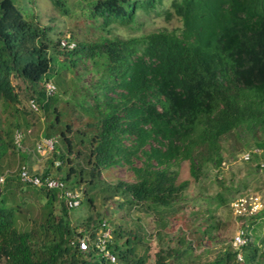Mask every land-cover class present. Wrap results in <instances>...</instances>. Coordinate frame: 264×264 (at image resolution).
Returning <instances> with one entry per match:
<instances>
[{
  "label": "trees",
  "instance_id": "1",
  "mask_svg": "<svg viewBox=\"0 0 264 264\" xmlns=\"http://www.w3.org/2000/svg\"><path fill=\"white\" fill-rule=\"evenodd\" d=\"M51 2L66 12L61 0ZM84 7L95 22L100 19L106 33L89 41L67 38L75 46L66 48L60 45L64 37H49L51 28L41 25L31 8L17 0H0V101L4 109H13L10 127L4 134L0 129L4 264L104 262L93 249L80 251L70 244L75 234H95L102 219L95 224L88 217L72 225L56 190L23 185L18 167L6 170L5 156L15 158L18 165L30 154L15 148L14 131L22 129L21 122L29 125V110L36 112L28 103L27 110L17 106L19 95L12 79L25 84L27 102L34 99L47 117L39 137L56 140L52 155L60 161L56 165L60 172L52 175L46 168L35 173L62 179L73 188H80L83 181L93 187L103 181V170L125 166L133 180L117 181L111 186L114 193L160 217L164 209L187 202L189 181L178 182L175 169L181 160L189 161L191 176L198 178L208 161L220 165V141L241 121L249 131L264 129V0H169L167 7L164 0H91ZM161 14L176 16L181 25L135 34L146 18ZM111 24L135 32L120 36ZM63 70L72 73L73 90L67 100L62 98L67 87L46 96L44 83L64 84ZM84 75L88 80L80 82ZM255 146L264 147V139ZM255 158L259 157L253 155L251 160ZM22 187L44 201L39 218L21 229L17 218ZM212 199L217 206L228 201L220 192ZM87 200L92 202V196ZM263 215L264 209L235 218L238 226L246 222L255 231ZM114 236L108 247L118 259L144 263L143 257H132L134 241L140 239L136 234L129 230L124 247L117 241L120 233ZM190 246L160 249L152 264H195L189 258ZM237 253L226 245L201 264H264V232L241 247L240 259ZM180 254L186 260H178Z\"/></svg>",
  "mask_w": 264,
  "mask_h": 264
},
{
  "label": "rangeland",
  "instance_id": "2",
  "mask_svg": "<svg viewBox=\"0 0 264 264\" xmlns=\"http://www.w3.org/2000/svg\"><path fill=\"white\" fill-rule=\"evenodd\" d=\"M61 1L66 9L65 13H61L51 0H17V3H24L31 8L32 13L37 16L38 22L51 28L48 35L53 40L58 37H68L77 42L79 40L89 41L97 38L101 33H106L100 28V19L95 22L89 17L88 10L84 7L91 0ZM167 6H169V0H164V7ZM180 25L181 23L176 16L166 18L164 14H161L146 18L144 24L136 32L119 24L109 26L115 27L116 34L127 36L131 32L138 35L162 28L171 30ZM61 74L65 78V83L57 85L56 92L67 87V96H62L63 100H67L69 93L73 90L72 87L70 88L72 73L63 70ZM88 77V75L82 76L80 82L87 81ZM12 82L19 95L17 106L27 110L25 84L18 79H12ZM11 112L13 109H9V107L4 109L0 101V129H3V134L5 128H9V124L13 121ZM29 112L26 116V121L29 123L27 127H24V123L21 122L23 119L20 115L18 119L22 123V130L26 132L22 141L23 145L31 150L35 143L42 138L39 135L47 117L42 111L31 112L29 110ZM242 122L231 135L221 139L219 152L222 161L218 167L208 161L203 166L198 178H193L189 171L188 160H181L176 165L177 181H189L185 190L187 197L184 199L187 202L180 203L171 210L164 209L161 217L152 211H145L139 206L125 203V197L123 195L122 197L119 192L114 193L115 191L111 186L119 180L132 181L133 176L125 166H117L103 170L101 175L103 181L93 187H88L85 184L86 181L81 182L80 188H77L82 192L81 203L68 212L71 224H80L88 217L95 224L98 220H106L113 238H117L114 236V232L120 233L117 241L122 247L125 246L126 235L131 230L137 238H140L134 241L136 243L135 254L132 257H143V264H152L160 249L166 250L175 246L183 247L188 243L191 244L189 258L195 264H201L205 260L212 259L220 249L232 244V237L238 227L233 210L234 203L240 198L245 200L251 196H259L264 206V168L261 169L257 166L259 160H264V147H260L263 153L255 160L243 161L239 158L242 152L255 146L256 141L264 139V129L254 128L253 131H249L241 125ZM58 143L57 141L56 144ZM28 153H30L27 158L30 169L43 172L48 168L52 175L60 172L56 169V165L60 161L53 157L52 152L44 155L33 151ZM14 159L10 155L4 157V161H8L9 164V166H5L6 170L13 171L17 167ZM67 167L68 165L65 164L61 168L64 171ZM22 188V201L19 205L17 218L18 227L21 229L27 225H32L33 221L39 218L44 201V199L36 197L31 189ZM84 188H86V193L83 192ZM217 192H220L228 201L217 206L212 199ZM88 196H92V202L87 200ZM245 217L248 218V215ZM257 221L259 225L252 232V238L264 232V215L259 217ZM211 224H216V226L208 228ZM206 229L210 230L205 232ZM256 243L259 244V241ZM128 260L126 262L116 256L114 264H131L132 259L129 258ZM178 260H186V257L180 254ZM0 264H4L3 260L0 261ZM100 264L108 263L104 260Z\"/></svg>",
  "mask_w": 264,
  "mask_h": 264
},
{
  "label": "built area",
  "instance_id": "3",
  "mask_svg": "<svg viewBox=\"0 0 264 264\" xmlns=\"http://www.w3.org/2000/svg\"><path fill=\"white\" fill-rule=\"evenodd\" d=\"M64 37L60 40V45L66 48H73L75 43ZM44 89L46 96H50L55 93L56 87L51 81H46L44 83ZM28 106L33 111H38V105L34 99L28 100ZM25 132L22 129H16L14 131V144L15 148L18 150H25L23 145V139ZM54 138L42 137L37 141L33 147V152H37L40 155L53 152L54 150ZM263 153L262 148L258 146H253L248 150L242 152L239 158L243 161H250L253 155L260 157ZM259 160V159H258ZM259 168H264V160L258 161ZM18 169V180L23 185H30L35 188H44L47 190H56L59 198L62 200L64 206L67 210H71L81 203L82 192L77 188L70 187L64 180L53 177V176H42L31 171L25 163H20L17 165ZM4 175L0 174V182H3ZM233 206V205H232ZM264 209L263 201L259 196H251L249 199L243 200L240 198L234 203L233 211L235 215L243 216L251 215L258 213ZM245 222V220H244ZM81 231V229H78ZM252 230L248 227V224L245 222L242 226H238L233 237H232V247L238 250L237 257L241 258L239 251L241 247L245 245L252 239ZM111 230L109 225H107L106 220H103L98 229L95 231V234H90L88 231H83L80 234H75L74 237L70 240V244L76 247L80 251H87L88 249H93V251L102 256L108 264H114L116 261V255L114 251L108 247V243L111 240Z\"/></svg>",
  "mask_w": 264,
  "mask_h": 264
},
{
  "label": "crops",
  "instance_id": "4",
  "mask_svg": "<svg viewBox=\"0 0 264 264\" xmlns=\"http://www.w3.org/2000/svg\"><path fill=\"white\" fill-rule=\"evenodd\" d=\"M25 148L27 149V150H29L26 146H25ZM33 149H31V150H29V151H32ZM28 158V157H27ZM27 158H24V162L23 163H25L27 166H28V168H29V165H28V159ZM30 169V168H29ZM30 170H32V169H30ZM32 171H36V170H32Z\"/></svg>",
  "mask_w": 264,
  "mask_h": 264
},
{
  "label": "clouds",
  "instance_id": "5",
  "mask_svg": "<svg viewBox=\"0 0 264 264\" xmlns=\"http://www.w3.org/2000/svg\"><path fill=\"white\" fill-rule=\"evenodd\" d=\"M32 171V170H31ZM34 172V171H33Z\"/></svg>",
  "mask_w": 264,
  "mask_h": 264
}]
</instances>
